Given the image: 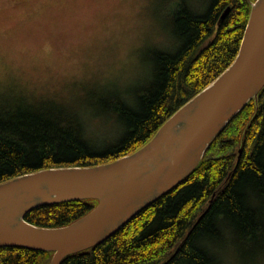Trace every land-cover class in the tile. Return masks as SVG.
Masks as SVG:
<instances>
[{
	"label": "trees",
	"instance_id": "16d2710c",
	"mask_svg": "<svg viewBox=\"0 0 264 264\" xmlns=\"http://www.w3.org/2000/svg\"><path fill=\"white\" fill-rule=\"evenodd\" d=\"M255 1L176 0L167 15L171 44L147 55V75L130 91L95 95L83 110L20 93L1 95L0 182L51 167L107 163L141 148L232 64ZM85 109L113 119L121 132L117 140L93 141ZM98 202L39 206L25 219L37 226H64ZM221 224L244 241L264 242V89L227 123L180 184L108 239L61 264H215L196 241L202 233L218 235ZM53 255L0 246V264H50Z\"/></svg>",
	"mask_w": 264,
	"mask_h": 264
},
{
	"label": "water",
	"instance_id": "95a60500",
	"mask_svg": "<svg viewBox=\"0 0 264 264\" xmlns=\"http://www.w3.org/2000/svg\"><path fill=\"white\" fill-rule=\"evenodd\" d=\"M263 89L264 0H256L232 64L141 148L107 163L51 167L0 182V246L53 251L50 264H61L100 244L190 175L213 139ZM79 199L99 202L68 225L43 227L25 219L39 206Z\"/></svg>",
	"mask_w": 264,
	"mask_h": 264
},
{
	"label": "rangeland",
	"instance_id": "374dc122",
	"mask_svg": "<svg viewBox=\"0 0 264 264\" xmlns=\"http://www.w3.org/2000/svg\"><path fill=\"white\" fill-rule=\"evenodd\" d=\"M175 1L0 0V96L83 110L97 94L130 91L149 72L147 55L171 44ZM86 109L93 141H116L115 121Z\"/></svg>",
	"mask_w": 264,
	"mask_h": 264
},
{
	"label": "clouds",
	"instance_id": "9594fccd",
	"mask_svg": "<svg viewBox=\"0 0 264 264\" xmlns=\"http://www.w3.org/2000/svg\"><path fill=\"white\" fill-rule=\"evenodd\" d=\"M196 243L215 258V264H264V242L244 241L227 224L220 225L218 235L202 233Z\"/></svg>",
	"mask_w": 264,
	"mask_h": 264
}]
</instances>
